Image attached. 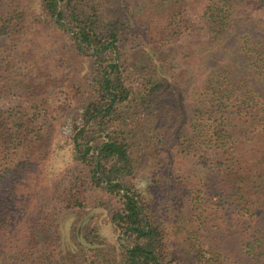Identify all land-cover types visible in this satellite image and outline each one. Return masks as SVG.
<instances>
[{"label": "trees", "instance_id": "16d2710c", "mask_svg": "<svg viewBox=\"0 0 264 264\" xmlns=\"http://www.w3.org/2000/svg\"><path fill=\"white\" fill-rule=\"evenodd\" d=\"M3 2L0 0V37L21 38L27 30L29 35L32 21L48 24L66 38L72 57L88 63L74 81L61 72L71 63L67 53H57L47 72L36 64L32 72H19L10 86L25 104L22 115L10 126V116L0 111L1 166L13 150L35 152L37 140L30 134L34 117L51 110L55 89L64 95L66 107L60 108L74 119L68 137L70 161L81 167L84 176L69 190L67 205L88 209L84 183L105 196L89 208L94 212L87 224L74 230L73 263L171 264L174 259H170L166 227L134 180L145 161L160 153L176 134L184 140L192 133L199 144L226 153L225 187L220 189L228 212L229 205L233 206L238 210L237 221L244 223L240 233L231 226L221 231L210 227L205 215L204 230L196 232L199 242L192 239L197 250L195 264L206 261L199 259L205 257L203 249L213 253L218 249L216 242L226 244H219L218 236L228 244L236 242L237 236L246 259L255 264L264 255V42L249 34L237 48L238 57L259 84L231 66L206 80L203 98L190 115L167 100L174 90V75L164 50V44L186 28L187 21L180 14L185 0H142L138 9L131 0H24L20 9L5 8ZM238 2L205 0L201 19L210 40H220L231 29ZM167 5L164 19L151 25L157 10ZM138 27L151 30L163 47L144 51V57H123L122 43ZM24 55L23 60L35 58L33 51ZM100 208L107 211L113 239L103 232L104 223L96 211ZM236 213L225 215L224 220L230 223ZM53 215L31 211L22 217L26 221L17 224H9L5 214L0 216V240L9 230L19 231V224L25 230L13 243L16 259L10 264H58L62 237ZM234 252L241 254L237 243Z\"/></svg>", "mask_w": 264, "mask_h": 264}, {"label": "rangeland", "instance_id": "374dc122", "mask_svg": "<svg viewBox=\"0 0 264 264\" xmlns=\"http://www.w3.org/2000/svg\"><path fill=\"white\" fill-rule=\"evenodd\" d=\"M23 1L4 0L3 5L5 8L20 9ZM131 2L133 8L138 9L137 4L142 0ZM204 2L185 0L180 14L184 23L187 21L186 28H182L180 34L168 43H163L174 75L171 84L174 90L169 91L167 100L175 108H183L185 114L190 112V115L203 98L201 94L205 91L206 80L231 66V69L260 83L247 63L238 57L237 48L249 34L264 42V3L260 0H239L231 29L220 40H210L201 19ZM167 8L168 5L157 10L158 14L151 25H158L164 19ZM29 25V35L27 30L21 38L0 37V111L10 116V126H14V122L22 115V106L25 105L21 104L19 95L10 86L19 72H32L34 64L47 72L55 62L57 53H67L71 61L70 66H65L61 71L65 79L69 76L73 81L76 80L78 71L88 67V63L72 57L66 38L48 24L44 26L32 21ZM159 41V37L151 30L138 27L122 43V56L137 54L144 57V51L163 47ZM28 51H33V60H23ZM59 90L55 89V97L53 94L50 97L51 110L34 117L30 134L37 140L35 152L13 150L0 166V216L5 214L9 224H17L31 211L36 215L54 213L53 219H57L62 237L58 264H74V230L77 226L87 224L88 217L94 212L89 208L105 200V196L84 183L83 197L89 210L72 209L67 205L69 190L74 189L75 183L83 181L84 176L80 175L81 167L70 161L71 144L68 137L74 119L73 114H64V109L60 108V105H66L62 99L64 95ZM225 161V152L210 144H199L194 141L192 133L190 138L184 140L176 134L160 153L151 155L139 170L135 185L166 227L170 259H174L171 264L197 263V250L192 239L196 238V242H199L196 232L204 230L207 222L205 215L208 216L210 227H219L223 231L231 226V230L242 232L244 223L237 221L238 210H233L234 207L229 205L228 212L227 199L220 189L225 187ZM79 176L82 180H77ZM96 211L104 223L103 232L113 239L107 225V211L101 208ZM232 212L236 214L228 223L224 216ZM22 221H26V218ZM19 228V231L9 230L8 236L0 240V264H10L16 259L12 246L17 238L23 237L25 231L20 224ZM215 238L219 244L224 241L225 247L221 249L224 245L220 246L216 242L218 249L213 253L203 249L205 257L199 256V259H206L204 264H252L241 250L237 236L236 242L230 240L229 244L220 236ZM236 243L242 255L234 254ZM262 243L264 248V235ZM253 262L264 264V255Z\"/></svg>", "mask_w": 264, "mask_h": 264}]
</instances>
